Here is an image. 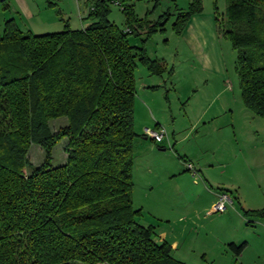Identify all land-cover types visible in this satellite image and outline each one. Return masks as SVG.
I'll list each match as a JSON object with an SVG mask.
<instances>
[{
  "label": "trees",
  "instance_id": "1",
  "mask_svg": "<svg viewBox=\"0 0 264 264\" xmlns=\"http://www.w3.org/2000/svg\"><path fill=\"white\" fill-rule=\"evenodd\" d=\"M114 1L123 27L109 19ZM201 10L200 0H190L172 29L178 33ZM167 14L150 24L125 1L92 0L88 23L77 29L34 34L4 21L0 264H186L172 256L167 241L155 240L152 225L138 222L141 208L131 196L135 68L165 71L145 43L164 30ZM215 20L235 51L244 106L264 118V0H225L223 13L215 6ZM139 29L147 36L137 46L130 36L138 37ZM58 117L66 124L54 131L49 121ZM63 140L65 160L54 165L53 149ZM33 143L43 151L38 165L28 157Z\"/></svg>",
  "mask_w": 264,
  "mask_h": 264
},
{
  "label": "crops",
  "instance_id": "2",
  "mask_svg": "<svg viewBox=\"0 0 264 264\" xmlns=\"http://www.w3.org/2000/svg\"><path fill=\"white\" fill-rule=\"evenodd\" d=\"M119 1L132 4L138 18H142L147 14L150 24L157 21L161 15L168 13L165 16L163 30L165 31V36H168L169 26L172 29V24L177 14L180 11H185L190 2V0H158L157 6L154 7L155 0ZM200 1L202 10L190 15L178 33L173 29L171 31L183 43L182 45L186 47L183 50L194 56L196 63L201 67V72L206 73V71H209L216 76L219 74L224 80L227 76V66L223 59L221 43L225 39H223L217 29L215 6L219 14L223 13L225 0ZM206 2L209 3L208 6ZM91 5L92 0H3L2 8L9 14V19H13L22 31L33 33L47 29L50 26H62L64 28L67 25L73 29L81 28L88 23L86 16ZM52 11H55L54 16H52ZM123 25L124 23L121 27ZM139 31L140 35L135 37L136 42L133 43L137 46L147 36L146 29H139ZM157 33H162V31L158 30L153 36ZM151 36L146 39L145 43L147 55L152 59L162 61L165 66V77L164 71L160 74L149 73L150 76H144L151 82L148 83L150 85L145 87L146 89L142 90L143 93L147 92V94H152L153 90L158 89L162 84L166 86L167 83H170L173 88L176 86L173 77L175 62L172 61L174 65L168 68V59L175 60V54L166 57L168 38H165V55L154 53L155 55L151 56L148 50ZM178 49H174V52H177ZM195 69L194 66L189 67L191 73ZM166 72L171 74L168 75ZM152 77H156L158 80L155 81ZM172 77L173 81H171ZM137 79L138 77L136 78L135 73V95L139 94L138 90L141 89L142 84L144 86L147 84L140 81V85H138ZM214 82L217 83V80L203 77L199 81L194 80L193 85H198L196 93L202 88L203 91L208 88L210 89L209 92H212V90L215 92L217 84H214ZM215 93L214 96H207L210 100L209 104L216 102L217 95ZM223 101L225 104L221 105L217 110L208 107L199 115L190 116L188 121L184 120V126H180L181 124L177 126L176 121H174L173 129L169 134L165 127L167 137L164 140L165 144L163 143L160 146L159 151L166 149L167 145L169 148H177L178 150L176 156H173L174 162L171 165L168 162L165 163V171L168 180L174 182L173 186L177 189L175 191L182 193V197L185 198L182 199L180 204H177L181 211L188 213L196 211V203L201 202L202 193L204 188H206L205 183L211 184L210 182L213 181L218 188L216 191L212 189L206 190L210 205L214 203L220 191L227 190L231 195L232 202L217 217L222 223L220 233L222 232V236H224V238L221 237L223 239H218L219 248L221 247L220 250H223L225 245L227 246L226 250L228 251L229 249L232 252V256L227 258L230 261L228 264H251L250 260L245 256L248 248L253 251V264H264V215L254 213L264 209V122L259 120V118L263 120L264 118L256 115L250 109L253 114L245 111L244 127L247 131L244 133L245 141L243 143L245 147L235 151V114L231 109H226L228 106L227 98H224ZM225 114H227L226 116H228L229 120H218L219 117ZM65 124L66 118L61 117L60 120L54 122L53 126H50L51 128H59ZM159 127H161L160 122L156 121L155 129ZM142 137L143 139L148 138L143 133ZM149 139L152 138L149 137ZM64 160L65 158L62 162ZM186 163H192L195 169L199 171L201 176L199 183L195 184L192 181L191 176L187 172ZM147 166L148 171L152 173L154 167L151 164ZM214 170L219 177L214 176ZM150 188L152 187L150 186ZM142 206L140 208H143ZM165 207H169V203H166ZM180 219L179 221L185 220V218ZM187 225L185 224V227ZM161 236V240H165L170 244L172 256L173 252L177 256L174 257L175 259L190 264L187 260L192 251L188 248L183 249L182 239L173 236L169 238L166 233ZM230 243L235 246H241L240 250L231 247ZM226 250L224 252H227ZM203 254L205 255L206 251Z\"/></svg>",
  "mask_w": 264,
  "mask_h": 264
},
{
  "label": "rangeland",
  "instance_id": "3",
  "mask_svg": "<svg viewBox=\"0 0 264 264\" xmlns=\"http://www.w3.org/2000/svg\"><path fill=\"white\" fill-rule=\"evenodd\" d=\"M3 0H0V27L4 24L6 19H9V14L6 13L3 8ZM208 6L209 3L206 2ZM55 11H52L54 16ZM109 19L121 26L124 23V16L114 2L110 4ZM62 26H50L47 29L33 32L34 34H41L46 32L59 31ZM168 36H165V31L152 35L148 43V50L150 55H165V38L167 41V52L166 57L173 56L175 54V60H169V67L171 68L175 62V73L174 80L176 86L173 88L170 83L162 84L158 89L153 90L152 94L142 90L150 85L149 79L144 76H150L147 68L137 63L135 68L136 78L138 77V85L140 81L147 83L145 86L142 84L141 89L138 90V95H135L133 102V121L134 130L139 134L134 139L133 144V168H132V179L133 187L131 196L135 208H141V214L137 217L138 222L142 225H152L154 229L155 240L160 241L162 236L167 234L182 239L183 249L186 248L192 251L187 261L190 264H228L230 261L227 259L232 256V252L224 245L223 250H220L218 239H223L221 230L220 220L217 219L220 212H211L210 200L206 190L209 189L216 191L218 188L215 186V182L211 184L205 183L204 192L202 193L201 202L196 203L197 209L195 212L188 213L181 211L177 204L182 202V193H178L175 189L174 182H171L167 178L165 171V163L171 165L174 162V157L178 153L177 148H169L167 145L166 149L160 150V146L165 144V141L157 143L153 142L152 139H143L142 133L144 134V127L148 129L156 130V121L160 122L161 127H166L168 134L172 131L173 123L176 121L177 126H184V120L188 121L190 116L199 115L204 109L211 107V109H218L221 105H224V98H227L228 106L226 109H231L235 114V127H236V138L234 142L235 151L239 148H244V133L247 132L245 125L246 113L253 114L247 109L240 96V87L236 72L234 70L235 51L232 49L229 41L226 39L221 43V50L223 59L227 66V76L224 80L217 74L213 75L209 71L206 73L201 72V67L196 63L195 58L192 54L185 52L181 41L172 34L170 26L168 28ZM172 30V31H171ZM224 39V38H223ZM131 43H135V37L130 36ZM184 47V48H183ZM179 48L177 52L174 49ZM163 51V52H162ZM155 53V54H154ZM194 66L195 70L192 73L189 67ZM173 73V71H172ZM194 73V75H193ZM166 74H171L166 72ZM152 76V75H151ZM165 77V71H164ZM173 77L171 81H173ZM203 77L212 78L217 80V86L215 92H209L210 89L200 90L196 93L198 85H193L194 80L203 79ZM155 81L158 80L156 77H152ZM165 81V79H164ZM212 93V94H211ZM217 95L216 102L210 103L209 97ZM222 115L218 120H229L228 116ZM61 117L51 119L49 124L54 125V122L60 120ZM259 118V117H256ZM264 122L263 119H260ZM183 121V122H182ZM182 122V123H181ZM249 126V125H248ZM57 127H52V130H56ZM186 131V130H185ZM184 131V132H185ZM194 135V133H193ZM237 141V142H236ZM65 141L59 142L53 149V164L57 165L62 163L65 158L64 152ZM192 145V144H191ZM155 148L154 150L151 148ZM223 147V146H222ZM172 154V155H171ZM174 154V155H173ZM28 157L33 165L41 164L43 161V151L35 143L31 144L28 150ZM166 161V162H165ZM152 165L154 171L151 173L148 171L147 165ZM30 171V169H27ZM188 174L191 176L192 181L197 184L200 182V173L194 178L189 171ZM214 172V176L219 177ZM211 185V186H210ZM150 186L152 188H150ZM225 191V190H224ZM227 191V190H226ZM228 192V191H227ZM229 193V192H228ZM184 201V200H183ZM216 200H214L215 202ZM169 203V207H165V204ZM182 217V218H181ZM181 218V219H180ZM184 221H179L184 219ZM185 224H188L185 227ZM223 237V238H221ZM213 250V252H212ZM227 252H224V251ZM204 251L206 254L204 255ZM253 251L248 248L245 252V256L253 264L252 259ZM173 257H177L176 254ZM231 258V257H230Z\"/></svg>",
  "mask_w": 264,
  "mask_h": 264
},
{
  "label": "built area",
  "instance_id": "4",
  "mask_svg": "<svg viewBox=\"0 0 264 264\" xmlns=\"http://www.w3.org/2000/svg\"><path fill=\"white\" fill-rule=\"evenodd\" d=\"M114 3L118 5L119 7H121L118 2L114 1ZM144 132L146 136L152 138L153 141L156 143L163 142L165 138L167 137V132L164 127H159L156 130L145 128ZM186 167L194 178L198 176V172L192 163H186ZM231 202H232L231 195L227 191H220L217 194L216 201L213 203L210 211L222 213L226 210L227 206Z\"/></svg>",
  "mask_w": 264,
  "mask_h": 264
}]
</instances>
